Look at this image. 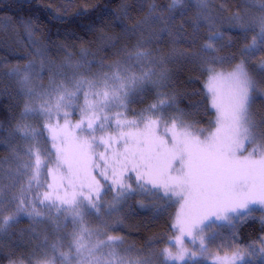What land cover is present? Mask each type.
Listing matches in <instances>:
<instances>
[{
    "label": "trees",
    "instance_id": "1",
    "mask_svg": "<svg viewBox=\"0 0 264 264\" xmlns=\"http://www.w3.org/2000/svg\"><path fill=\"white\" fill-rule=\"evenodd\" d=\"M262 14L261 0H181L178 4H173V0H0V183L7 190L3 194L5 205L0 209V219L15 212L17 201H8L21 196V190L27 189L31 175L30 171L23 174V169L21 174H16L17 165L22 161L14 158L13 150L23 161L29 159L25 155L29 148L33 151L40 149L44 158L43 150L51 146V142L43 125L57 123L54 117L41 123L37 115H23L27 95L18 85V76L11 75L13 70L21 74V70L25 71V66L31 63L32 70H36L41 80H52L48 76L52 70H57L58 74L68 70L74 75L99 78L114 71L117 65L129 67L137 74L149 67L156 73L163 71L167 80L158 88L171 105L164 111L165 118L170 121L183 113V120L193 125V131L203 128L207 130L204 135H207L214 125L210 124L213 113L203 87L208 65L202 63V59L213 55L233 57L213 66L215 69L234 68L241 59L240 50L251 42L255 33L249 32L245 36L239 28L229 25L235 24L237 17L240 22H245ZM198 20L199 28L196 27ZM210 29L224 36L223 40L214 42L218 49L215 53L203 50L211 34ZM256 31H259L258 27ZM136 52H145L148 56L137 63L133 55ZM262 57L263 54L256 57L246 67ZM41 84L47 90L53 89L50 84ZM152 86L148 84L143 91L133 93L127 109L116 108L108 114L121 112L128 120L136 119L132 117H138L140 113L148 115L145 110L158 98L153 94ZM78 104L83 106L82 95ZM254 112L257 121L264 120V102ZM81 116L82 113L79 118L70 117V123L75 125ZM22 124L40 130L39 143L26 140L21 132L16 131ZM60 124L63 125L64 121ZM114 130L113 120L107 134H114ZM76 134L81 137L88 135ZM101 135L105 133H96L97 138ZM96 151H103V148ZM50 159L53 163H49L48 168H53L54 157ZM47 171V168L42 169L41 185L33 184L25 193L42 215L29 217L21 214L0 231V264L46 261L52 255L51 244L61 239L64 245L61 251H68L67 243L79 225L73 224L71 217L65 219L67 214H58L55 207H46L50 201L39 203L44 192H49L53 199L65 193L59 182L62 172L57 173V179L53 181ZM125 177L132 190L126 198L119 200L115 210H112V205L117 196L116 188L111 187L110 181L101 179L104 185L99 201L101 211L86 216L84 223L94 231H103L105 235L101 239L107 235L120 237L123 243L117 251L127 264H136L137 261H148V264H211L217 256L233 253L243 257V261L237 264H264V221L259 218L258 211L235 214L226 222L229 225H223V221L213 223L203 235L216 233L217 237L206 242L205 252H201L199 240L193 244L191 237H187L183 248L189 255L183 261L164 262L160 255L164 248L170 247L175 254L180 247L167 245L174 233L172 222L177 202H167L155 189L139 190L134 172H127ZM50 183L53 184L51 192L47 187ZM104 224L109 227L104 228ZM95 239L94 236L93 241Z\"/></svg>",
    "mask_w": 264,
    "mask_h": 264
},
{
    "label": "snow or ice",
    "instance_id": "2",
    "mask_svg": "<svg viewBox=\"0 0 264 264\" xmlns=\"http://www.w3.org/2000/svg\"><path fill=\"white\" fill-rule=\"evenodd\" d=\"M180 2L173 0V4ZM261 12L264 13V0H261ZM236 21L229 27L239 28L245 36L249 32L255 35L240 50L241 59L234 69L226 73L217 72L213 66L233 57L213 55L202 59V63L208 65L206 95L210 107L215 110V120L210 122L214 127L207 135H204L207 130L203 128L193 131V125L183 120V113L170 121L166 119L164 111L171 105L162 93H158L157 101L145 110L148 115L140 113L138 119L128 120L121 112L108 114L116 108L127 109L132 102V94L143 91L146 85L163 86L167 74L163 71L156 73L151 67L137 74L129 67L117 65L114 71L106 72L98 79H73L69 84L61 82L51 91L34 94L40 103L38 106L26 104L23 115H39L48 121L55 115L63 118L64 124L57 121L54 125L50 122L43 125L51 141V148L43 150L44 158L40 149L33 151L29 148L25 153L29 159L23 161L13 150L14 158L22 161L17 165L16 174H21L23 169V174L30 171L31 175L27 189L21 190V196L8 201H17L15 212L0 219V231L21 214L29 217L42 215L25 193L33 184L41 185L44 168L48 169L47 175L53 181L57 179L56 174L62 172L59 182L65 193L53 199L49 192H44L42 199L37 197L39 203L50 201L46 207H55L58 214H67L65 219L71 217V222L79 227L71 234L67 252L61 251L64 246L61 239L51 244V258L38 264H127L117 251L122 239L112 235L101 239L105 233L90 229L84 220L93 212L101 211L99 201L104 187L101 179L110 181L111 187L116 188L117 196L112 205V210H115L119 200L126 198L132 190L131 185L125 182V174L129 171L135 173L139 190L162 192L161 198L169 203L173 197L182 201L176 223L172 225L180 235L170 241V244L180 247L175 254L170 247L164 248L160 253L164 262L183 261L189 255L183 248L186 236L191 237L193 244L199 240L201 252L207 251L206 242L215 240L217 234L205 236L203 233L215 221H230L231 214L247 210L250 205H264V120L257 121L251 111L259 82L246 67L264 54V14L245 22H240L237 17ZM196 27H200L199 20ZM257 27L259 31H256ZM223 39V33L211 31L203 50L215 53L218 49L214 42ZM133 55L140 63L148 53L136 52ZM32 67L31 63L25 66L23 81L28 80L27 73ZM256 70L264 77V59L256 65ZM11 75L19 76L20 72L13 70ZM28 91L32 94L31 88ZM260 94L264 96V92ZM81 95L82 107L78 104ZM76 107H80L82 116L72 125L68 119L72 112L68 109ZM113 120L114 134H107ZM74 129L88 133L87 137L77 135ZM16 131L21 132L26 140L37 143L38 136L42 134L27 124L18 125ZM97 132L105 135L97 138ZM98 148H103V151H96ZM52 157L54 167L48 168V164L53 163ZM47 187L52 189L53 184ZM4 205L3 189L0 188V209ZM103 227L109 225L104 224ZM94 236L96 239L93 241ZM237 261H243V257L233 253L217 256L215 264H236ZM136 264H148V261H137Z\"/></svg>",
    "mask_w": 264,
    "mask_h": 264
},
{
    "label": "rangeland",
    "instance_id": "3",
    "mask_svg": "<svg viewBox=\"0 0 264 264\" xmlns=\"http://www.w3.org/2000/svg\"><path fill=\"white\" fill-rule=\"evenodd\" d=\"M261 59H264V54L263 57ZM260 59V60H261ZM259 60V61H260ZM259 61H257L256 63H253L250 67H248V71L251 75L254 76V78L259 82L258 83V88H257V92L254 94V102L252 104L251 107V111L253 114H255V110L259 107V105L264 102V96H262L260 93L264 92V77H261V75L258 73V71L256 70V65L259 63ZM234 68H217L215 69L217 72H229L232 71ZM34 71V72H33ZM25 71L21 70V74L17 77L18 78V85L22 86L25 90V93L27 95V100L26 103L27 104H32L33 106H38V104L40 103L39 99L36 98L34 96V94L36 93H44L46 91H51V90H47L45 87H43V85L41 83L45 82L47 84H50V86H52V88L54 89L55 87H57L58 85L61 84V82L65 83V84H69L71 80L73 79H80V78H86V79H98L95 77H86L84 75H79V74H72L70 72H68V70L62 71L59 74L57 73V70H52L50 71V73L48 74V76L52 79V80H41L39 78L38 73L36 72V70H31L27 73L28 75V80L27 81H23L22 77L24 75ZM47 76V77H48ZM207 78H208V73H206L204 81H203V87L205 90V94H206V89H205V84L207 82ZM31 88L32 89V94L29 93L28 89ZM152 92L155 95H158V93H161L160 89L158 88V86H152ZM207 97V95H206ZM208 100V104L210 107V101L209 98L207 97ZM78 108H74V109H68V111L72 112V115L70 117L73 116H78V118L81 115V111ZM212 113H213V117H212V121L215 120V110L212 109L210 107ZM39 119L41 120V123H45L47 121V119L43 116H39ZM53 117L56 119V121H58L59 123L63 122L64 119L63 118H58L55 115H53ZM68 117V119L70 120L71 118ZM131 117V116H130ZM126 119H129L128 117H125ZM132 118H139V114L138 117H132ZM74 131L79 134H81V132H79V130H75ZM86 133V132H84ZM51 142V141H50ZM48 148H51V146H49ZM246 154V153H245ZM0 188L1 187V183H0ZM3 189V188H2ZM7 190L3 189V194L6 193ZM49 191L51 192V189H49ZM161 195L162 192H160ZM172 200H175L177 202V210H176V214L175 217L173 219L172 225L176 223V215L177 213L180 211V204L182 203V201H178V199L176 197H173ZM251 211H258L259 212V218L262 219L264 221V205H260V204H254V205H250L249 208L247 210H240L239 213L237 214H241V213H246V212H251ZM2 212V210L0 211V213ZM232 216H234L235 214H231ZM214 219V217H213ZM219 221H215V223L218 224ZM228 221H223V225H229L227 224ZM174 233L173 236L168 240L167 245H173L170 244V241H174L176 236L180 235V232L177 228H173ZM188 236H186L185 238H183V241L187 238ZM174 246V245H173ZM67 252V251H65ZM230 256V255H229ZM238 263V261L236 262V264ZM75 264V262H74ZM211 264H215V261H211Z\"/></svg>",
    "mask_w": 264,
    "mask_h": 264
}]
</instances>
